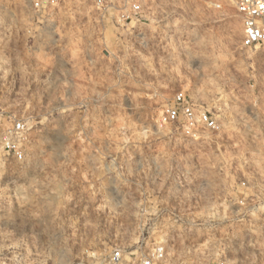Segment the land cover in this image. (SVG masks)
Returning a JSON list of instances; mask_svg holds the SVG:
<instances>
[{"label":"rangeland","instance_id":"374dc122","mask_svg":"<svg viewBox=\"0 0 264 264\" xmlns=\"http://www.w3.org/2000/svg\"><path fill=\"white\" fill-rule=\"evenodd\" d=\"M138 2L140 24L64 7L38 38L25 0H0L1 264L157 244L158 264H264V44L242 46L228 0ZM179 92L216 129L166 122Z\"/></svg>","mask_w":264,"mask_h":264},{"label":"built area","instance_id":"2783aa9c","mask_svg":"<svg viewBox=\"0 0 264 264\" xmlns=\"http://www.w3.org/2000/svg\"><path fill=\"white\" fill-rule=\"evenodd\" d=\"M235 7L241 27L242 46L257 47L264 44V0H228ZM27 28L38 38L44 31L57 33L62 23L64 7L74 8L79 24L95 23L105 28L109 24L126 26L131 23L140 24L143 20L142 9L138 0H25ZM33 39V38H32ZM31 42V41H29ZM184 121L188 133L202 127L206 130L216 129V121L206 112L196 108L182 92L175 95L174 104L167 109L165 121L177 123ZM24 123L17 120L5 131L2 148L12 155L18 156L19 146L16 138L23 132ZM233 205H244L236 200ZM264 226V216L261 218ZM164 257V247L155 245L148 251L136 248L134 252L126 249H114L103 264H158ZM1 264V262H0ZM207 264H224L218 259H210Z\"/></svg>","mask_w":264,"mask_h":264}]
</instances>
